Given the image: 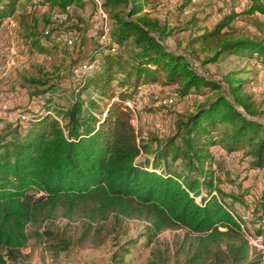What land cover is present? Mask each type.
Returning a JSON list of instances; mask_svg holds the SVG:
<instances>
[{
	"label": "trees",
	"instance_id": "obj_1",
	"mask_svg": "<svg viewBox=\"0 0 264 264\" xmlns=\"http://www.w3.org/2000/svg\"><path fill=\"white\" fill-rule=\"evenodd\" d=\"M32 1L0 0V24L18 15L30 50L43 53L54 38L39 29L35 10L26 9ZM149 1L100 0L112 22L109 42L93 50L88 57L93 65L70 92L47 74L26 79L34 86L32 95L46 96L31 118L0 128V264H19L31 237L51 240L54 253L70 245L99 247L132 218L145 222L148 243L166 228L193 234L194 246L178 245L186 256L181 264H260L262 252L251 247L243 227L264 231V186L254 191L243 177L253 172L257 179L264 169L263 112L235 72L216 80L189 58L204 65L236 55L264 64V0H246L240 10H229L196 33L184 27L192 34L188 52L162 42L169 32L143 11ZM74 4L81 0L32 2L66 14ZM238 17L251 21L257 35L239 34L233 24ZM151 84L171 87L163 98L212 92L175 119L171 134L145 138L124 103ZM62 95L65 105L56 102ZM214 146L242 149L241 169L218 177L219 162L211 167ZM223 180L233 188H224ZM58 215L79 221L73 236L28 232L29 225ZM127 252L121 245L111 260L119 263Z\"/></svg>",
	"mask_w": 264,
	"mask_h": 264
},
{
	"label": "rangeland",
	"instance_id": "obj_2",
	"mask_svg": "<svg viewBox=\"0 0 264 264\" xmlns=\"http://www.w3.org/2000/svg\"><path fill=\"white\" fill-rule=\"evenodd\" d=\"M100 2V0H98ZM150 0L144 5L143 11L159 18L167 28L169 34L162 37V42L170 50L188 52V40L191 35L203 28H210L229 10H240L246 0ZM32 2H35L32 1ZM26 4V9H34L39 17V29L49 33L54 42H47V51L40 53L30 50L26 40L22 37L18 28V15L8 18L0 24V122L6 123L31 118L33 112L38 110L45 95L34 96L31 94L34 86L26 82L28 77H40L47 74L51 82L59 85V88L70 92L82 78V65L88 61V57L101 42L102 28L107 26L110 30L112 22L108 13L98 6L94 0H81V5H72L68 13H62L57 8ZM104 12V15L100 11ZM72 23L77 24V29L72 30ZM238 27L239 34L257 35L251 21L245 18H236L233 22ZM74 28V27H73ZM71 32L78 34V40L70 45L65 42V35ZM54 44V45H53ZM204 53L200 54L202 58ZM191 64L208 77L222 80L223 75L235 72L244 79L245 86L251 92L262 110L264 121V68L255 63V58L230 55L220 58L217 62L201 64L200 60L189 58ZM259 62V61H258ZM262 64V63H261ZM152 91L142 99L139 109L132 115V122L138 134L148 137L153 134L163 138L173 132L175 119L181 114L189 112L199 101H202L212 91L205 90L202 93L190 94L184 98L169 96L171 87L151 84ZM223 87L225 86L222 83ZM148 86V85H147ZM143 88V87H142ZM172 98L170 104L162 103V100ZM65 96H57L56 102L65 105ZM1 126V127H2ZM0 127V128H1ZM227 158L220 159L218 177L224 176L227 170L241 169L242 149L228 152ZM143 155L137 160H142ZM246 184L259 191L255 177L248 176ZM228 184V185H227ZM224 188H233L226 180L221 184ZM238 186V184H237ZM78 220H67L58 215L55 218L29 225L28 232L33 229L52 230L66 236H73L79 227ZM145 222L140 219H125L118 234L110 236L99 247H78L70 245L66 250L54 253L49 247L51 240L46 237L40 239L31 237L21 249L19 264H181L185 259V253L178 250L179 243L184 246H194L193 234L186 232L184 228H166L161 230L151 242L147 241L144 228ZM121 245L128 248L119 263L111 260L112 254ZM255 251L264 252V247H253ZM200 261L198 264H204ZM260 264H264V258Z\"/></svg>",
	"mask_w": 264,
	"mask_h": 264
},
{
	"label": "built area",
	"instance_id": "obj_3",
	"mask_svg": "<svg viewBox=\"0 0 264 264\" xmlns=\"http://www.w3.org/2000/svg\"><path fill=\"white\" fill-rule=\"evenodd\" d=\"M94 1H96L98 6H100V2L98 0H94ZM100 11L104 15V12L102 10H100ZM260 17L264 18L263 15H260ZM108 33H109V29L107 28V26H104L102 28V32L100 35L101 42H104V43L109 42ZM64 38H65L66 44L70 45V44L75 43L78 40V34L76 32H71L69 34H66ZM111 50L117 51V50H119V47L113 46L111 48ZM255 63H257L261 68H264V64H261L260 62H258V60H255ZM92 65H93V63L88 62V61L83 63V65H82L83 70L81 73L82 77L84 76V74L86 73L88 68ZM152 87H153L152 85L145 86L139 90L137 97L135 99L126 100V102L124 103V106L131 111L132 115L135 114V111L141 107L142 99L145 98V96L152 91ZM172 102H173L172 98H167V99L162 100V103H164V104H170ZM1 126H2V122H0V127ZM212 153H213L214 159H213L211 167H213V168L216 167V163L220 159L224 160L229 155L228 152L225 151L220 146H214L212 148ZM248 176H250L252 178V177H254V173L248 172ZM257 182H258L259 186H264V169L259 170V176L257 177ZM243 217L248 218V214H244ZM243 229H244V237L249 242V244L251 245L252 248L253 247H264V231L261 233H255L253 231V228H251V227H248L246 229L243 227ZM262 258H264V252H262Z\"/></svg>",
	"mask_w": 264,
	"mask_h": 264
}]
</instances>
